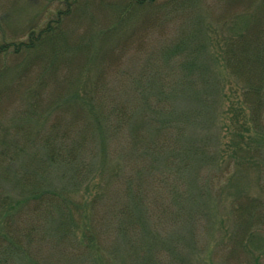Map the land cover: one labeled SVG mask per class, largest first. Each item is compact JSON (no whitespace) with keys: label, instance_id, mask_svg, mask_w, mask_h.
<instances>
[{"label":"trees","instance_id":"obj_1","mask_svg":"<svg viewBox=\"0 0 264 264\" xmlns=\"http://www.w3.org/2000/svg\"><path fill=\"white\" fill-rule=\"evenodd\" d=\"M151 1L122 0L124 5L119 7L122 20L99 29L98 33L104 36L100 35L97 47L93 43L98 37H92L90 41L83 38L91 32L94 16L86 18V32L89 31L81 38L77 37L78 30L72 26L85 20L78 10L81 0H66L65 9L56 11L54 20L40 31L30 29L26 41L0 45V59L14 61L21 58L11 65L0 62V66H7L0 68V78L8 76L4 85L0 81V92L9 99L13 91L6 83L13 80L12 85L16 87L21 83L17 94L20 92L21 102L29 105L21 110V121L27 123L33 119L38 123L32 130L16 126L19 136L0 146V225L9 219L17 220L18 215L13 213L20 211L23 214L26 206L33 203L36 206L33 214L40 220L41 233L52 238L55 248L68 247L69 243V248L79 251L82 264H99V239L102 240L104 234L112 235V232L116 235L115 250L124 242L133 251V262L150 264L144 262L149 256L142 260L139 256L142 250L145 254V248L130 241L131 238L137 239L136 235L144 230L150 232L149 227L150 234H158V228L166 223V207H162L165 196L172 208L178 206L180 213L185 214L189 205L186 189H176L181 182L178 178L184 174L185 167H190L191 162L187 159L199 158L205 162L207 157L211 162L213 158L209 142L204 140L188 145L182 135L214 102L212 79L204 74L205 62L197 58L193 60L191 56L185 58L187 45L184 42L190 37L198 38L196 32L191 35L183 32L179 38L184 41L164 49V54L155 53L143 59L136 55L139 59L136 58L135 65L132 63L133 71H123L120 76L112 77L116 86L111 87L109 78L105 79L107 61L112 58L116 47L112 45L111 36L120 29L119 23H128L134 10ZM105 21L109 22V17ZM197 43L191 46L192 51L194 55H201L202 44ZM239 45L235 42L227 45L222 62L237 80H240L241 71L242 74L249 71L242 69L243 65L248 64L251 69L253 64L251 74H243L249 82L252 77L258 78L259 74L254 72L257 67L264 68V63L250 58L248 61V56L243 61L242 55L247 52L243 53ZM245 47L247 50L248 45ZM181 52L184 60L178 56ZM162 63H173L169 79L160 72ZM185 65L193 72L197 66L202 70L196 78L193 73L188 77L181 71ZM178 68L180 71L173 75L174 69ZM164 80H168L171 86ZM254 91L253 88L246 90L247 96L256 95ZM189 92L192 94L188 96V110L175 112L176 102ZM248 101L251 102V98ZM254 102L251 103L254 105ZM52 118L54 121L49 126ZM78 119H82L79 142L68 136L71 131L74 136L79 129L57 130L56 125L62 120L75 126L74 121ZM53 133L61 136H53ZM112 143L118 146L120 163L115 171H108L104 168L110 159L108 150ZM81 153L83 204L82 207L74 205L82 217V226L78 227L74 223L73 211L64 210L66 204L61 206L63 193L55 194L51 187L47 188V174L55 162H60L74 166L76 169L70 168L72 177L80 179L76 158L81 157ZM160 166L164 168L163 172L159 170ZM120 183V189L113 188ZM12 192L17 194L15 202L10 198ZM66 196L74 197L69 192ZM53 203L57 214L54 217ZM174 212L171 211V217ZM74 232L82 237V251L78 249L81 242L67 237L69 234L75 237ZM131 232L135 237H129ZM139 243L142 244L140 240ZM164 246V242L158 241L151 250L155 248L154 254L156 250L160 253ZM13 247L16 248L14 244ZM3 257L0 254V258Z\"/></svg>","mask_w":264,"mask_h":264},{"label":"rangeland","instance_id":"obj_2","mask_svg":"<svg viewBox=\"0 0 264 264\" xmlns=\"http://www.w3.org/2000/svg\"><path fill=\"white\" fill-rule=\"evenodd\" d=\"M65 1L0 0V45L26 41L30 29L40 31L54 20L56 11L65 9ZM120 5H124L122 0H81L78 10L85 20L82 24L72 25L78 30L77 37L81 38L91 30L83 38L90 41L92 37H98L97 42L93 43L97 47L100 35H103L98 33L99 29L122 20L119 17ZM93 16L94 23L91 22L86 32L87 19ZM106 17H109V22L105 21ZM118 28L110 38L116 47L112 58L107 61L105 72V79L109 78L108 84L111 87L116 86L112 77H117L123 71L130 72L138 56L143 59L155 53L164 54V49L180 43L182 38L179 36L183 32L191 35L194 31L198 38L190 37L184 42L187 45L185 58L191 56L193 60L197 58L205 62L204 74L212 79L214 89V102L208 106L201 119L192 124L190 130L182 133L188 145L204 140L209 142L213 150V158L210 156L212 161L209 162L207 157L205 162L188 157L192 165L185 167L184 174L178 178L181 182L176 189H186L189 199L187 210L182 214L178 206L172 208L167 197L163 198L166 223L158 228L159 235L156 232V236L150 234L152 230L148 226L150 232L141 231L136 235L137 239L130 240L145 248V254L143 250L139 253L141 260L149 256L144 259L145 263L264 264V68L257 67L254 73L259 74L258 78L252 77L248 82L245 76L251 74L253 64L251 69L250 65L244 64L242 69L249 71L243 72L245 76L241 71L240 80H237L224 68L222 62L227 45L229 47L235 42L240 44L243 53L247 52L242 55L243 61L248 56V61L252 59L264 63V0H153L146 3L145 7L134 10L128 23H119ZM198 41L202 44L201 55H194L191 46L198 44ZM245 45H248L247 50ZM182 52L178 56L184 60ZM15 59L1 58L0 62L11 65L21 60L19 57ZM172 64L162 63L160 70L168 79ZM178 69H174L172 74H177L180 71ZM201 70L197 66L193 72L186 65L184 70L181 69L188 77L193 73L195 78ZM7 78V75L1 77V84L4 85ZM12 82L6 83L13 91L9 99L0 92V146H5L8 141L13 142L19 136L16 126L32 130L38 124L33 119L22 123L21 110L24 111L29 105L21 102L20 92L17 94L21 83H17L16 87ZM164 83L171 86L168 80H164ZM198 83L195 79V84ZM250 87L256 95L247 96L246 90H250ZM191 94L189 92L176 102L175 112L188 110V96ZM249 98L251 102L255 100L254 105L248 101ZM65 120L56 125L57 130L79 129L74 136L72 131L68 134L71 140L79 142L82 119L74 121L75 126L67 122L70 120ZM53 121L52 118L48 125L51 126ZM207 136L211 138L207 139ZM108 155L110 159L104 169L115 171L120 163L117 144L110 145ZM76 159L80 179L72 177L70 168L74 166L55 162L47 174V188L51 187L55 194L63 193L64 203L61 206L66 204L64 210L73 211L74 223L79 227L82 226V217H79V211L74 205L82 207L83 204L82 153ZM159 170L163 172L164 168L160 166ZM77 183L79 185L75 186ZM121 185L113 188L120 189ZM68 192L74 197L66 196ZM10 198L15 202L17 194L10 193ZM54 205L51 204L52 217L57 215ZM35 207L33 203L27 205L23 214L20 211L13 213L18 215L17 220L9 219L0 225V254L5 256L0 258V264H82L79 251L69 248V243L68 247L55 248L52 238L41 233L40 220L33 214ZM171 211H175L172 217ZM74 235L72 237L69 234L67 237L81 242L78 249L82 251V237L78 232H74ZM133 236L131 232L129 237ZM115 239L114 232L112 235L104 234L102 240L99 239V264H136L133 262L135 257L132 249L126 247L124 242L115 250ZM158 241L164 242L165 246L162 252L157 253L156 250L154 254L155 248L151 249Z\"/></svg>","mask_w":264,"mask_h":264}]
</instances>
